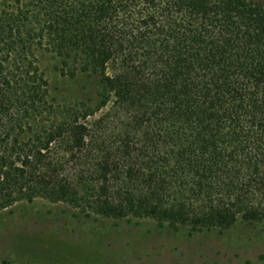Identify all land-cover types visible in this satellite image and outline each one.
<instances>
[{
  "label": "trees",
  "instance_id": "obj_1",
  "mask_svg": "<svg viewBox=\"0 0 264 264\" xmlns=\"http://www.w3.org/2000/svg\"><path fill=\"white\" fill-rule=\"evenodd\" d=\"M40 50L101 76L93 108L49 99ZM36 199L264 221V0H0V211Z\"/></svg>",
  "mask_w": 264,
  "mask_h": 264
},
{
  "label": "rangeland",
  "instance_id": "obj_2",
  "mask_svg": "<svg viewBox=\"0 0 264 264\" xmlns=\"http://www.w3.org/2000/svg\"><path fill=\"white\" fill-rule=\"evenodd\" d=\"M48 97L59 106L93 108L101 76L76 72L37 52ZM100 112H97V115ZM0 260L9 264H264V221L231 227L171 228L151 218H105L43 199L0 211Z\"/></svg>",
  "mask_w": 264,
  "mask_h": 264
}]
</instances>
